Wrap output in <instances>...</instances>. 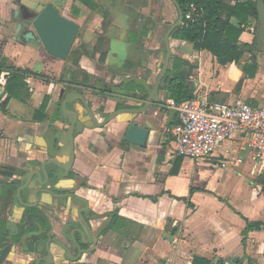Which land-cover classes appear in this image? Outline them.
<instances>
[{
	"label": "crops",
	"instance_id": "1",
	"mask_svg": "<svg viewBox=\"0 0 264 264\" xmlns=\"http://www.w3.org/2000/svg\"><path fill=\"white\" fill-rule=\"evenodd\" d=\"M216 1L224 4L221 18L241 30L239 43L253 46L251 53L244 52L238 64L222 66L208 51L174 38L183 21L169 37L170 60L160 86L163 101L150 118L156 137L144 148L123 150L113 124L102 135L101 130H84L75 136L76 175L59 188L73 189L97 214L96 227L101 223L96 252L76 264H192L195 256L210 264H264V168L254 164L239 139L224 143L209 160L177 156L169 135L176 114L162 107L173 100L165 82L176 72L188 75L186 99L200 92L210 103L241 99L264 105L257 16L241 24L229 10L243 0ZM47 4L80 25L78 46L85 54L78 59L51 57L35 35H29L35 9ZM177 19L171 0H0V254L11 248L5 264L27 263L30 248H44L46 241L50 252L58 250L52 242L59 238L66 209L23 211L16 191L19 169L28 161L49 159L50 137L56 138V130L64 131L70 123L60 99L81 95L97 117L119 108L102 95L124 98L126 107L137 106L146 90L143 84L153 83L150 79L162 66L164 36ZM174 59L182 62L178 69ZM246 65H255L254 78ZM9 67L32 73L24 80L28 99L5 102ZM38 92L41 98L34 104ZM78 107L79 102L67 105L68 110ZM40 220L52 231H38ZM248 224L261 225L246 230Z\"/></svg>",
	"mask_w": 264,
	"mask_h": 264
},
{
	"label": "water",
	"instance_id": "2",
	"mask_svg": "<svg viewBox=\"0 0 264 264\" xmlns=\"http://www.w3.org/2000/svg\"><path fill=\"white\" fill-rule=\"evenodd\" d=\"M171 1L177 10L178 19L164 36L165 59L156 77L150 79L153 83H148L147 86L143 84L146 90L142 95L141 103L132 108L126 107L128 105L124 98L103 95V100L116 101L119 108L106 113L101 112L97 117L84 97L71 94L62 102V111L70 118V123L62 128L64 131L58 129L56 138L50 137L46 146L50 158L28 161L19 169L20 186L16 191L19 207L23 211L35 209L43 213V209L48 206L53 205L59 208L62 205L67 213L64 216L65 223L62 225V232L58 239H66L70 242L66 244L65 241L63 243L55 239L52 243L58 247V250L54 253L50 252L48 241L45 242L44 248L41 244L34 245L27 253L29 260L24 264H60L63 261L76 264L83 256L92 254L94 233L99 218L94 216L95 211L89 208L88 203L74 193L73 189L62 191L59 186L64 179H68L71 173L75 172L73 168L76 156L73 142L75 136L82 134L84 130L93 132L101 130L102 135L106 133V126L115 125L119 133L120 147L123 150H128L130 147L144 148L148 140L156 137V124L150 121V118L161 109L160 102L163 101L160 86L170 60L169 37L173 31H178L183 23V12L179 4L176 0ZM255 11L258 21L259 46L257 48L261 54H264V0H255ZM35 12L36 15L31 22L33 32L29 35H35L34 39L42 45L47 55L60 61H66L73 50L80 25L60 14L50 4L38 6ZM147 71L150 73L151 69ZM74 102H79L81 108L68 110L66 105ZM99 107L104 111L107 106L100 103ZM24 197L32 198L33 202H26L23 200ZM80 204H83V207H80ZM36 216L40 219V216ZM10 225L13 226V223ZM67 229L70 231L66 232ZM10 252L11 248H5L1 252L0 264L6 263ZM41 252L45 255L40 254Z\"/></svg>",
	"mask_w": 264,
	"mask_h": 264
},
{
	"label": "built area",
	"instance_id": "3",
	"mask_svg": "<svg viewBox=\"0 0 264 264\" xmlns=\"http://www.w3.org/2000/svg\"><path fill=\"white\" fill-rule=\"evenodd\" d=\"M193 6L183 13L185 24L193 21ZM162 107L176 114L169 130L175 154L209 160L226 142L239 139L252 154L260 170L264 168V105L236 99L231 103H210L199 93L179 103L168 100ZM225 167V165H222Z\"/></svg>",
	"mask_w": 264,
	"mask_h": 264
},
{
	"label": "trees",
	"instance_id": "4",
	"mask_svg": "<svg viewBox=\"0 0 264 264\" xmlns=\"http://www.w3.org/2000/svg\"><path fill=\"white\" fill-rule=\"evenodd\" d=\"M183 13L187 12V7L192 5L193 21L184 24L181 30L174 34V38L184 42L192 43L197 50H205L212 54L218 64L224 66L228 63L238 64L244 52L251 53L253 46L249 44H240L238 38L241 34L240 29L230 25L229 19L221 18V11L224 4L216 0H176ZM230 16H234L241 24H247L250 17L256 18L255 1L243 0L237 2L229 10ZM256 39V38H255ZM257 41V40H255ZM85 54L84 47L78 46L71 51L70 57L78 59ZM174 68L178 69L182 64L178 59H174ZM249 68V70H247ZM8 77L5 84L7 97L5 102L10 99L24 101L29 97V91L24 82L26 76H33L28 70L8 68ZM245 71L250 78L254 77L255 65H246ZM2 67H0L1 75ZM35 76V75H34ZM188 75L183 72L171 73L166 78V88L170 97L177 103L186 99L185 79ZM47 100L42 104L41 109L45 110ZM261 224H248L246 230L259 229ZM192 264H210L207 260L200 257H194ZM216 264H225L218 261ZM239 264V263H238Z\"/></svg>",
	"mask_w": 264,
	"mask_h": 264
},
{
	"label": "flooded vegetation",
	"instance_id": "5",
	"mask_svg": "<svg viewBox=\"0 0 264 264\" xmlns=\"http://www.w3.org/2000/svg\"><path fill=\"white\" fill-rule=\"evenodd\" d=\"M76 22V21H75ZM77 23V22H76ZM79 34V33H78ZM78 37V36H77ZM73 50H74V47H73ZM70 55V54H69ZM103 96V95H102ZM64 97H62L61 99H60V102H63L64 100ZM60 104V103H59ZM70 104V103H69ZM68 105V104H67ZM67 105H66V108H67ZM62 106V105H61ZM68 109V108H67ZM116 109H118V108H116ZM71 110V109H70ZM66 117H67V115H66ZM67 119H70L69 117H67ZM57 132H58V130H56ZM73 145H74V153H75V143L73 142ZM53 151H55V150H53ZM74 175H76V173L74 172V173H71V175H70V177L68 178V179H74V178H72V176H74ZM64 180H67V179H64ZM63 180V181H64ZM52 200V199H51ZM52 203V202H51ZM62 206V205H61ZM60 206V207H61ZM51 207H55V206H53V205H51ZM57 208V207H56ZM47 208H44L43 209V212H44V210H46ZM58 209V208H57ZM94 216L96 217V218H98V216H97V214L95 213L94 214ZM40 223H41V225H43L42 226V229H39L38 231H43L44 230V232L46 231V232H51L52 231V228H51V226H50V224L49 223H46V221H44V220H40ZM100 226H101V223L100 224H98L97 225V227H96V230H95V233H94V235H95V239H94V241H93V243L94 244H92L93 245V252H92V254L93 253H95L96 252V250H97V247H98V245H99V237H100V234H99V230H100ZM68 231H70L69 229H67L66 230V232H68ZM62 232V226H61V228L59 229V234ZM32 248V247H31ZM69 262L68 261H63L62 263H60V264H68Z\"/></svg>",
	"mask_w": 264,
	"mask_h": 264
},
{
	"label": "rangeland",
	"instance_id": "6",
	"mask_svg": "<svg viewBox=\"0 0 264 264\" xmlns=\"http://www.w3.org/2000/svg\"><path fill=\"white\" fill-rule=\"evenodd\" d=\"M38 45H39V47L41 48V49H43V47H42V45L40 44V43H38ZM78 46V40L76 39V42H75V44H74V49L76 48ZM73 58V57H72ZM254 78V77H253ZM40 98H41V94L38 92V93H36L35 95H34V97H33V100H34V104H37L38 103V101L40 100Z\"/></svg>",
	"mask_w": 264,
	"mask_h": 264
}]
</instances>
